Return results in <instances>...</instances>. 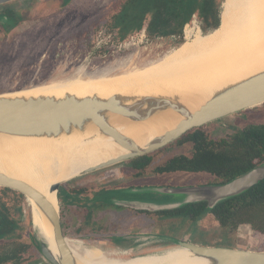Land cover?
<instances>
[{
    "label": "rangeland",
    "instance_id": "1",
    "mask_svg": "<svg viewBox=\"0 0 264 264\" xmlns=\"http://www.w3.org/2000/svg\"><path fill=\"white\" fill-rule=\"evenodd\" d=\"M51 1L20 0L5 5L22 11L19 13L20 23L4 32L7 36H1L3 33L0 32V95H12L54 82L79 78H109L141 70L157 63L186 43L188 31L194 37L199 31L206 35L216 30H205L207 25L200 10H197L194 15L198 16L200 23L192 24L189 21L188 27L183 26L182 31L177 34L151 38L144 33L150 19L146 21L142 30L126 33L125 30L118 29L112 15L117 12L119 0H72L71 2L54 0L53 3ZM227 3L228 0H222L218 13L220 24ZM198 6L203 7L202 3L187 4L186 16L190 18L192 9ZM3 7L1 6L0 9ZM3 22H6V19L0 20L1 24ZM260 126H264V106L209 124L202 129L210 133L214 140H219L245 128ZM191 152L190 142L173 143L152 154L150 169L171 157L189 155ZM129 166L126 162L103 170L105 172L99 171L95 175L75 178L61 187L62 218L65 231L71 240H79L89 248L106 250L110 248L107 242L96 239L86 240L83 237L96 238L118 235L117 233L149 232L203 246L264 251V236L255 232L250 225H243L235 232L229 231L222 228L215 215L209 211H205L194 222L188 219L183 221L173 219L165 224H159L147 218H137L131 211L114 206L105 205L100 208L98 206V209L81 210L73 205L75 199H70V194L74 191L70 187L84 188L85 185H94L95 181L101 178L100 176L115 175L119 170L127 172ZM147 177L133 179L138 184L173 188L205 186L214 182V177L207 173L179 172ZM3 190L6 189L0 188L2 201L8 208L13 209L12 212L18 214V220L24 229H28L25 236L29 237L33 219L32 207L28 199L10 190H7L10 191L8 194H3ZM63 205L67 206L66 210ZM21 232L20 229L16 231L18 234ZM29 253H25L22 259L26 260ZM5 264H15V262Z\"/></svg>",
    "mask_w": 264,
    "mask_h": 264
},
{
    "label": "bare ground",
    "instance_id": "2",
    "mask_svg": "<svg viewBox=\"0 0 264 264\" xmlns=\"http://www.w3.org/2000/svg\"><path fill=\"white\" fill-rule=\"evenodd\" d=\"M226 5L218 29L206 35L199 31L194 37L188 31L186 43L141 70L109 78L54 82L9 96L32 100L72 95L77 99L95 96L106 100L118 94L168 96L185 91L182 102L195 112L214 94L264 72V0H228ZM105 117L140 149L174 129L182 120L174 112L160 114L141 125L114 115ZM78 132L53 138L0 135V172L28 183L57 207L56 194L50 193L52 185L129 153L89 123ZM28 201L33 224L48 240L50 249L57 253L46 216L34 202ZM70 246L81 264H206L200 259L190 261L182 250L135 257L125 249L89 248L79 240L70 241Z\"/></svg>",
    "mask_w": 264,
    "mask_h": 264
},
{
    "label": "water",
    "instance_id": "3",
    "mask_svg": "<svg viewBox=\"0 0 264 264\" xmlns=\"http://www.w3.org/2000/svg\"><path fill=\"white\" fill-rule=\"evenodd\" d=\"M16 1L20 0H0V7ZM183 92L185 91L175 92L168 96L144 93L118 94L106 100L95 96L77 99L72 95H67L62 99L24 100L10 98L11 94L0 95V135L53 138L64 134H75L83 130L84 125L89 123L100 128L114 142L128 150V154L80 172L75 177L79 178L150 156L178 142L194 130L263 107L264 72L234 83L214 94L195 112L188 110L183 104L181 98ZM167 112L178 114L182 120L174 129L168 130L160 138H155L144 149H140L132 138L123 135L111 126L105 117L107 114L114 115L141 125L149 123L158 115ZM71 180L58 182L51 186L50 193L56 194V207L28 183L10 178L0 172V188L17 192L34 202L46 216L49 227L52 229L57 253L50 249L48 240L38 232L33 221L30 224L29 237L39 254L37 256L41 261L40 264H81L80 258L70 246V241L73 240L67 235L62 218L60 191L61 187ZM262 181H264V164L223 185L159 190L176 196V199L172 201L141 202L116 201L115 199L108 201L114 205L151 213L174 211L183 208L188 203L203 201L208 203L206 211L210 212L220 203L241 196ZM85 239L105 241L109 245L130 251L135 257L182 250L189 255L190 261L200 259L206 264H264V251L203 246L155 233L99 236ZM21 262L30 263V253L26 260L20 259L15 264H21Z\"/></svg>",
    "mask_w": 264,
    "mask_h": 264
},
{
    "label": "trees",
    "instance_id": "4",
    "mask_svg": "<svg viewBox=\"0 0 264 264\" xmlns=\"http://www.w3.org/2000/svg\"><path fill=\"white\" fill-rule=\"evenodd\" d=\"M171 5V16L175 18L180 15L177 11L179 2L172 0ZM114 15L112 18L117 20L119 14L114 13ZM203 15L206 16L205 30L219 28L218 13L210 18L208 9L204 8ZM132 16L130 14L123 20L120 15V20L128 21L124 24L126 33L133 28L140 29L143 25ZM164 16L165 14L161 12L158 18L151 22L148 28V35L151 38L167 37L182 31L186 22L175 23L176 19L169 20L168 16L166 19ZM183 141L192 144L191 154L171 157L154 167L151 174L162 176L179 172L207 173L214 177V184L223 185L250 172L264 162V126L245 128L219 140H214L210 133L203 129H197L184 136L177 144ZM153 155L138 158L133 163L140 162V169L145 170L149 167ZM207 208V203L190 204L180 210L161 214L167 217L183 216L194 222ZM210 212L215 215L219 225L224 229L235 232L243 225H250L255 232L264 236V181L241 196L220 203Z\"/></svg>",
    "mask_w": 264,
    "mask_h": 264
},
{
    "label": "flooded vegetation",
    "instance_id": "5",
    "mask_svg": "<svg viewBox=\"0 0 264 264\" xmlns=\"http://www.w3.org/2000/svg\"><path fill=\"white\" fill-rule=\"evenodd\" d=\"M71 1L72 0H70V2ZM119 1L120 3L118 4L117 10H116L117 11L116 13L119 14V18H120V15H122V18L124 20L130 14H132L133 15L132 17L136 18L137 21L143 24L140 29L133 28V29H130L128 32L133 31V30L144 29L146 21L150 19V22L148 23L147 28H145L144 33H146V35L148 34V28L151 22L153 20H156L158 18V15L161 12L165 14L164 16L165 19L168 16L167 14H169L168 16L169 20L176 19L175 23L186 22L184 24L185 26L189 23V21H191L192 24L200 23L198 21L199 20L198 16L194 15L197 10H200V14L203 17L204 22H206V16L203 15V9L207 8L209 11V17L212 18L216 13H219V9L222 4V0L220 2L218 0H175L179 2V5H177V11L180 13V15L173 18L171 16L172 0H119ZM53 2L54 0L51 1V3ZM167 3L168 5L166 6ZM200 3H202L203 7L198 6L196 8H193L192 9L193 11L190 14V18H188L185 14V9H186L187 4L197 5ZM1 9H0L1 10L0 20L6 19V22H3L2 24L0 23V32L3 33L1 36H7V34L4 32H6L7 30L11 29L14 26H17L20 23L19 13L22 10L21 11L14 10L7 6H4ZM162 10H165V11H162ZM119 18H117V20L113 18V20L117 22L115 24L118 26V29L120 31L121 30L124 31L126 29L124 27V24L128 23V21L123 22ZM195 19L197 20L195 21ZM163 37H166V36H163ZM133 161L134 160L128 162L130 166L127 172L119 170V173L115 175L105 174L103 176H100L101 178L95 181L94 185H89V186L85 185L84 188H82L81 186L77 188L70 187V189L74 191L72 192V194H70V199H73V198L75 199V203L73 205L77 206L81 210H87L89 208L98 209V206L100 208L105 205L114 206V207H118V208L131 211L137 218H147L159 224H165L168 221H171L173 219H178L182 221L187 220V218L183 216L167 217L161 214L162 212L151 213L148 211H136V210L129 209L126 207H122L121 205H114V204L109 203L108 200L110 199H115L116 201L128 200V201H141V202H167V201H172L176 199V196H174L173 194L160 192L159 191L160 189L170 190V189H186V188L199 187V186H195V187H186V188H173V187H168V186L152 185V184H146V183L138 184L135 180L146 179L148 178L147 176H152V175L156 176V175L151 174V173L147 174L148 172H151V170H153V168L150 169L152 159L149 164V167L145 170L140 169L141 167L140 162L133 163ZM263 164L264 162L257 165L255 168L260 167ZM133 178H135V180ZM109 179L111 180V182ZM217 185L218 184H214L213 182L212 184L205 185V186H217ZM8 192L10 191L3 190V194H8ZM95 194L97 195V197L94 198ZM177 200H180V199L177 198ZM199 203H205V202L200 201V202L188 203L184 207L190 204H199ZM63 207H64V210H66L67 206L63 205ZM12 210L13 209L7 207V204L2 201V198L0 196V241L2 242L0 244V264H5L7 262H12V261H18L22 259L25 253L31 252L34 250L32 243H30L31 241L30 237L25 236V234H27L28 232V229L26 228L24 229L23 225L18 220L19 219L17 217L18 214L12 212ZM69 224H71V222H69ZM17 229H20L22 232L20 234L16 233ZM139 233L140 232H127V233H117V234L123 235V234H139ZM142 233H145V232H142ZM6 236L8 237L5 239L4 237ZM84 238H87V237H84ZM3 239L5 240L3 241ZM35 254H38V253L35 252Z\"/></svg>",
    "mask_w": 264,
    "mask_h": 264
},
{
    "label": "crops",
    "instance_id": "6",
    "mask_svg": "<svg viewBox=\"0 0 264 264\" xmlns=\"http://www.w3.org/2000/svg\"><path fill=\"white\" fill-rule=\"evenodd\" d=\"M95 174H97V172L96 173H93V174H89V175H95ZM89 175H86V176H89ZM84 177V176H83ZM118 235H122V234H118ZM125 235V234H124ZM84 238V237H83ZM88 238V237H87ZM85 239V238H84ZM89 242V241H88ZM30 243H32V241H30ZM110 247H116V246H113V245H109ZM34 247V246H33ZM116 248H118V247H116ZM38 253V252H37ZM37 255H39V254H35V248H34V250L33 251H31L30 252V263H22L21 262V264H40V259L38 258V256ZM32 258V259H31ZM36 258H38V259H36ZM13 262H16V261H13Z\"/></svg>",
    "mask_w": 264,
    "mask_h": 264
}]
</instances>
